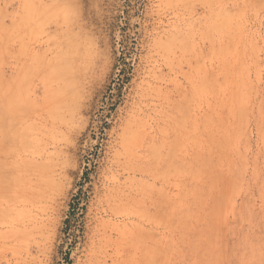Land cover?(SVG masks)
<instances>
[{
    "label": "rangeland",
    "instance_id": "obj_1",
    "mask_svg": "<svg viewBox=\"0 0 264 264\" xmlns=\"http://www.w3.org/2000/svg\"><path fill=\"white\" fill-rule=\"evenodd\" d=\"M0 264H264V0H0Z\"/></svg>",
    "mask_w": 264,
    "mask_h": 264
}]
</instances>
